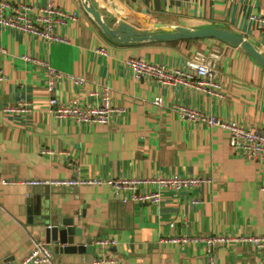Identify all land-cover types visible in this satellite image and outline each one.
<instances>
[{
    "label": "crops",
    "instance_id": "1",
    "mask_svg": "<svg viewBox=\"0 0 264 264\" xmlns=\"http://www.w3.org/2000/svg\"><path fill=\"white\" fill-rule=\"evenodd\" d=\"M8 1L36 10L53 3L77 11L78 18L57 26L66 39L51 43L0 25V45L6 49L0 52L5 74L0 81V179L79 177L103 182L50 186L48 194L37 193L33 185L0 182V264L23 258L35 238H45L38 216L47 212L73 218L78 242L91 240L94 251L66 254L50 243L52 262L41 264H208L206 236L264 234V158L240 157L230 146L227 129L183 118L175 109L183 104L252 130L264 128V67L251 54L215 37L118 42L104 34L83 0ZM91 2L107 26L133 17L145 22V27H136L139 30L221 27L244 36L264 54V21L251 19L255 13L264 18V0ZM196 50L217 52L212 60L221 95L138 77L127 65L129 58L141 57L186 68ZM23 56L44 60L62 72L55 90L60 99L86 89L100 98L108 85L112 104L120 110L113 111L107 123L90 125L55 117L47 103L46 66ZM72 76L86 78L85 87ZM21 102H28L29 109L3 110ZM171 175L210 180L180 190L163 188L159 203L123 201L106 182ZM157 188L150 183L137 191ZM45 195L49 200L43 202ZM104 238L115 243H97ZM213 258L214 264H264L262 252L251 244H221Z\"/></svg>",
    "mask_w": 264,
    "mask_h": 264
},
{
    "label": "built area",
    "instance_id": "2",
    "mask_svg": "<svg viewBox=\"0 0 264 264\" xmlns=\"http://www.w3.org/2000/svg\"><path fill=\"white\" fill-rule=\"evenodd\" d=\"M78 18L77 11H66L53 3L36 10L29 5H14L8 0H0V25L20 30L26 34H33L51 43L63 41L66 37L56 31L57 26H67L74 23ZM251 19L264 21L258 14H252ZM6 49L0 45V52ZM104 54L105 49L101 50ZM217 52L210 54L202 50L194 51V54L188 59L186 68L171 67L164 63H156L141 57H131L127 60V65L138 77H154L162 84L176 85L185 84L204 90L212 95H221L222 89L219 80L216 78L215 63L212 58H217ZM24 59L32 60L46 66L48 70V106L52 114L59 119H72L79 124H96L107 123L110 114L120 108L112 104L111 88L108 85L103 87L100 98L95 97L96 93L90 89L81 94L63 100L56 94V84L61 78L62 72L51 67L46 61L38 60L31 56H23ZM74 82L82 87L86 85V78L82 76H72ZM5 79L4 70L0 67V81ZM93 97H95L93 99ZM161 102V98H157ZM29 103L21 102L18 106L3 107L5 112L17 110H28ZM176 111L183 118L205 123L208 126H218L229 131V143L235 154L246 159L264 158V128L252 130L244 127L235 120H226L220 116L206 113L198 108L186 106L183 104L175 105ZM45 152H50L46 150ZM210 180L209 177L198 176H162L158 178L150 177H130V178H109L106 182L112 186L116 193L122 196L123 201L134 200L140 202L159 203L161 200V190L163 188H172L180 190L184 187L198 186L201 183ZM2 184L9 185H49L54 187L75 186L83 183H102L99 178L82 179L75 178H1ZM156 183L157 189L154 191L138 192L137 190L144 185ZM264 188V186H263ZM130 191V195H123L124 192ZM194 202H199L194 199ZM205 240L208 246V264H214L213 251L221 244H251L262 252L264 261V234L253 232H240L228 235H210ZM100 245L113 244L112 238L97 240ZM54 257L52 246L45 238H35L34 247L23 258L8 260L4 264H41L52 262ZM101 261H105L104 258ZM112 261V260H111Z\"/></svg>",
    "mask_w": 264,
    "mask_h": 264
},
{
    "label": "water",
    "instance_id": "3",
    "mask_svg": "<svg viewBox=\"0 0 264 264\" xmlns=\"http://www.w3.org/2000/svg\"><path fill=\"white\" fill-rule=\"evenodd\" d=\"M84 8L92 15L93 19L102 28L104 34L118 42H142L152 40H177V39H193L203 37H215L221 41L234 46H241L246 52L251 54L259 64L264 67V54L247 38L236 32L215 26L191 28L186 26L177 27H160L139 30L136 27H145V22L130 17L131 22L120 21L113 26H107L100 10L91 2V0H83ZM37 193L48 194L50 192L49 185H36ZM49 197L45 195L41 201H48ZM38 214V209L35 207ZM44 225L45 239L54 245L56 252L72 254L74 252H93L94 246L91 240H87V244L78 242L76 238V226L71 217H52L49 212L39 213L38 216ZM90 245V246H89Z\"/></svg>",
    "mask_w": 264,
    "mask_h": 264
},
{
    "label": "trees",
    "instance_id": "4",
    "mask_svg": "<svg viewBox=\"0 0 264 264\" xmlns=\"http://www.w3.org/2000/svg\"><path fill=\"white\" fill-rule=\"evenodd\" d=\"M160 41H168V40H160Z\"/></svg>",
    "mask_w": 264,
    "mask_h": 264
}]
</instances>
